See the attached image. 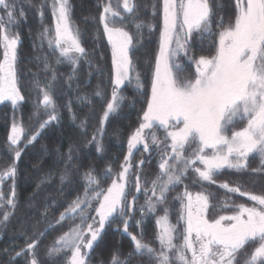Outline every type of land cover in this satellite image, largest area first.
<instances>
[{"label": "snow or ice", "instance_id": "snow-or-ice-1", "mask_svg": "<svg viewBox=\"0 0 264 264\" xmlns=\"http://www.w3.org/2000/svg\"><path fill=\"white\" fill-rule=\"evenodd\" d=\"M98 7L99 24L111 46L112 93L102 123L120 109L125 99L121 92L126 86H133L137 93L147 97L146 108L128 139L121 170L114 177L111 166L102 175L94 169L85 172L83 193L43 231L34 226L31 235L22 232L24 246L18 251L13 249L15 255L11 259L23 258L24 264H45L39 257V246L58 225L71 221L68 230L47 246L45 256L48 261L62 260L63 264H90L106 225L118 219L132 248L126 255L119 249L114 251L109 264H132L135 258H147L149 264H264V194L244 191L242 185L220 184L227 193L247 196L253 203L225 200L223 207L231 214L210 218L209 213L218 205L212 203V194L204 191L201 183H216L215 177L226 168L247 172L250 157H259L261 162L260 168L251 172H264V0H234L231 18L220 14L221 6L216 0H162L159 47L148 93L133 62L134 36L124 25L132 23L137 35L144 27L154 31L156 25H145L138 20L135 0H122L123 12L112 0H102ZM45 8L51 9L54 25L42 24L39 46L46 42L57 65H71L67 87L72 88L81 64L92 67L89 52L83 46L84 34L72 21L70 0L50 3L45 0L38 10L42 21ZM17 16L26 18L18 0H0V48L3 49L0 103L9 101L14 108L25 99L17 70L21 44L20 34L15 30L20 22ZM155 16L156 5H153ZM214 28L218 31L214 32ZM194 35L201 42L205 37L215 36L211 45L214 52L196 56L191 46ZM43 68L51 71V78L41 84L36 77L34 87L42 97L37 108L43 110L47 119L30 136L22 124L13 122L11 126L8 142L9 151L14 154L13 162L0 171V209L9 210L3 212L0 227H7L17 208V163L24 148L37 141L41 130L60 119L52 95L57 75L48 56L43 58ZM95 95L101 96V92ZM67 107L71 111V106ZM40 115L37 111V118ZM154 128L163 130V139L152 131ZM90 143H95L98 153L103 152V145L95 136ZM135 151L148 156L133 165ZM153 151L158 152L159 172L151 180L147 177L142 180V167L151 163ZM67 160H72L71 148ZM190 172L196 176L193 183H201V191L193 193L184 184ZM67 179L66 175L60 177L62 183ZM108 179L111 183L105 188L101 180ZM5 180L12 181L7 197L2 191ZM181 185L183 191L176 192ZM173 192L176 195L170 197ZM139 194L145 200L137 209ZM170 198L180 205L175 223L171 219ZM50 206L42 213L45 219ZM137 210L141 216L162 213L155 220L158 247L145 239L143 231L137 234L129 231V214ZM141 223L136 221L137 226Z\"/></svg>", "mask_w": 264, "mask_h": 264}, {"label": "trees", "instance_id": "trees-1", "mask_svg": "<svg viewBox=\"0 0 264 264\" xmlns=\"http://www.w3.org/2000/svg\"><path fill=\"white\" fill-rule=\"evenodd\" d=\"M18 2L19 7L23 8L26 13V18L17 16L20 22L15 29L19 32L21 39L17 70L19 86L25 97L17 108L19 120L25 132L32 135L38 130L39 123L47 119L43 110L37 108V101L42 97L34 87L36 77L39 78L41 84L51 78V71L46 72L43 68L45 56H48L50 64L56 70L57 80L53 85L52 95L60 119L40 131L37 141L24 148L17 163V208L7 222V227H0V264H24L23 258H18L15 261L11 259L15 255L13 249L18 251L24 246V237L21 233L26 231L28 235H31L34 226L43 231L50 222H54L68 204L77 195L83 193L85 172L94 169L95 173L102 175L111 166L114 177L121 170L120 166L128 152V139L140 123L147 98L145 95L137 93L133 86H126L121 92L125 99L120 109L102 123L106 104L112 93L111 46L103 34L98 19L100 12L98 4L102 0H70L72 21L84 34L83 46L88 50V59L92 63L91 68L87 63L81 64L72 80V88L67 87L71 65L67 63L57 65L56 57L50 54L46 42L43 47L39 46V33L42 31V24L50 26L54 22L51 9H44L45 14L42 21L38 10L45 0H18ZM135 2L138 5L136 14L138 20L143 21L145 25L149 23L156 25L154 31L149 32L148 28L144 27L141 34L137 35L133 24L125 23L126 29L134 36L133 62L136 71L145 81V92L148 93L150 92V78L155 55L159 47L162 0H135ZM48 3H50L49 0ZM216 3L221 6L220 14L231 18L234 0H216ZM153 5H156L155 18L153 17ZM213 31L216 32L218 29L214 28ZM215 39V36L211 39L205 37L201 42V38L194 35L191 46L195 55H207L214 52L211 45ZM2 59L3 49L0 48V60ZM97 91L101 92V96L95 95ZM84 96L88 98L86 101L80 99ZM67 105L71 106V111ZM37 111L41 113L39 118L36 116ZM73 115H75V119H73ZM10 132V115L6 109L0 108V171L6 169L13 162L14 154L9 151L8 142ZM93 136L102 143L104 149L102 153L96 151L95 143H90ZM21 146L23 147V144ZM70 148L72 149V160L69 162L67 155ZM147 156V153L135 151L132 164L136 165ZM158 159V152L153 151L151 163L142 167V180L144 177L151 180L157 176L159 172ZM260 163L259 157H250L247 172L238 173L226 168L215 177L216 183L201 182L203 190L212 194V203L218 205L209 213L210 218L229 211L228 208L223 207L225 200H234L237 204H250L247 196L241 197L238 193H227L225 189L219 187L220 184L242 185L244 191L264 194V172H251V169H259ZM135 171L137 169L134 167L133 172ZM62 175H66L68 178L64 183L60 180ZM194 180H196V176L190 172L188 178L184 180V184L188 185L192 192L201 191V183H193ZM109 182L111 179L101 180L104 187ZM11 184V180H5L2 185L5 197L10 194ZM182 190L183 185L176 192ZM176 192L171 193L170 197H174ZM133 195H136L134 190ZM144 200L143 194H139L137 209L144 204ZM48 205L51 206L47 207V219H45L42 213L45 212ZM7 210H9L7 207L0 209V218ZM159 213L161 212L158 211L155 215H159ZM92 214L95 215V213ZM145 216H141L138 210L130 213L129 231L136 234L143 231L145 239L152 242L154 247H158V243L155 241L157 232L155 216H146V223L140 230L136 227V221H140ZM37 222L39 223L37 224ZM70 224L71 221H67L63 225H58L39 246V257L45 261V264H63L62 260L48 261L45 250L59 235L68 230ZM118 225L119 231L117 230ZM131 248L132 242L126 234H123V225L117 219L106 225L103 239L92 253L90 264H109L114 251L119 249L126 255ZM132 264H149V261L147 258H135Z\"/></svg>", "mask_w": 264, "mask_h": 264}, {"label": "rangeland", "instance_id": "rangeland-1", "mask_svg": "<svg viewBox=\"0 0 264 264\" xmlns=\"http://www.w3.org/2000/svg\"><path fill=\"white\" fill-rule=\"evenodd\" d=\"M49 2H51V0H49ZM112 3H113V5L114 6H119L120 7V10H121V12H123V8H122V0H112ZM54 25V22H53V24L52 25H50L49 27H52ZM117 26H121L120 24H119V22H117ZM125 26V25H124ZM191 71H194V66L191 68ZM0 108H3V109H6L7 110V112L9 113V115H10V118H11V126H12V124H13V122H17V123H20V124H22L21 122H20V120H19V116H18V110H17V108H18V106H16L15 108L12 106V104H11V102H9V101H5V102H3V103H0ZM152 131H155L156 133H157V135H159L160 136V138L161 139H163V137H164V132H163V130L162 129H158V128H154ZM26 133V132H25ZM26 135H29L28 133H26ZM30 136V135H29ZM188 151L189 152H191V148H189L188 149ZM111 182H109L108 183V185L110 184ZM107 185V186H108ZM107 186H105V188L107 187ZM183 191V190H182ZM193 193H195V192H193ZM253 202H251L250 201V204H246V205H251ZM169 206L171 207V209H172V216H171V219H172V221H173V223H175V220H176V215H175V213H176V211H178L179 210V208H180V205H179V202L178 201H175V200H171L170 202H169ZM161 213H159V215H160ZM231 214V211L229 210V211H226V212H224L222 215H230ZM130 215V214H129ZM146 216H155V220H156V218H157V216L158 215H152V214H148V215H146ZM146 216H145V218H143V219H141L140 221H142V223L139 225V226H136L137 227V229L138 230H140V228H142L143 226H144V224L146 223ZM135 223V222H134ZM137 225V224H136ZM134 234H136V233H134ZM177 243H179V241H177ZM189 255H190V253H189Z\"/></svg>", "mask_w": 264, "mask_h": 264}]
</instances>
